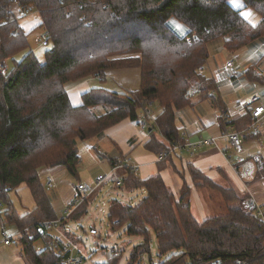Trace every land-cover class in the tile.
<instances>
[{"label": "trees", "instance_id": "trees-1", "mask_svg": "<svg viewBox=\"0 0 264 264\" xmlns=\"http://www.w3.org/2000/svg\"><path fill=\"white\" fill-rule=\"evenodd\" d=\"M13 1L0 0V63L13 60L15 64L10 73L0 71L2 221L19 228L18 239L29 264H70L69 252H60L63 242L53 239L42 249L34 245L37 238L48 237V228L41 222L58 218L38 169L61 166L78 176L79 141L96 138L126 119L139 121L142 115L152 133L145 146L154 153L167 152L160 159L166 163L174 146L184 141L175 124L177 112L193 105L196 92L202 101L215 87L203 72L208 44L222 38L229 51L239 52L264 37V0H242L243 9L234 7L231 0H16L22 9L40 14L45 44H51L43 60L30 50L20 61L15 56L28 49L29 33L20 25ZM245 9L260 19L250 22ZM173 17L186 25V34L170 26ZM135 53L140 56L125 58ZM124 66L141 69L138 89L89 88L81 94L80 104L72 103L67 83L91 76L104 81L109 70ZM255 68L250 66L245 75L256 79ZM148 104L161 109L153 120ZM252 122L248 109L241 118L222 120V127L239 132L245 150L246 143L262 136L261 129L249 128ZM254 154L263 155L259 150L244 158ZM105 157L112 168L121 165L127 172L122 184L146 192L137 204L113 199L109 206L114 228L127 224L128 235L142 238L130 264H136L140 251H149L151 232L158 241V264H236L237 260L264 264V221L248 211L247 195L231 184L221 185L188 163L195 185L219 190L229 206L227 214L200 222L191 209L192 188L187 182L177 199L162 175L140 178L123 165L126 155ZM21 184L30 188L36 201V207L24 215L18 214L9 196ZM64 221L60 220V226ZM120 255L96 264H119Z\"/></svg>", "mask_w": 264, "mask_h": 264}, {"label": "rangeland", "instance_id": "rangeland-1", "mask_svg": "<svg viewBox=\"0 0 264 264\" xmlns=\"http://www.w3.org/2000/svg\"><path fill=\"white\" fill-rule=\"evenodd\" d=\"M231 3L234 7L238 9H243L245 6L242 0H231ZM11 7L16 8V10L18 9L16 7L15 1L12 2ZM28 11H29L28 14L19 17V19L23 20L25 18H31L32 16L35 17L37 16V14L40 17V14L37 11L35 10L34 11L28 10ZM40 21H41V17H40ZM169 24L176 33L180 35L186 34L187 32L186 25L178 21L176 18L174 17L170 18ZM28 33H29V37H28L29 47L28 49L17 54L15 56V60L20 61L30 50L34 51L40 60H43L45 51L51 48L50 43L45 44V40H47L45 29L37 25L36 28H34L31 31H28ZM217 40H219L218 41L219 44L223 42L222 38ZM234 54L238 55L239 53L230 52L224 47H221L220 49L212 48L210 51L211 56L209 58L210 65L218 66L219 67L218 69L222 74L226 73V71H224L226 67V63L230 59L235 61V59H233L235 57ZM263 54H264V37L259 38V40H257L255 43L253 42L252 45L251 44L248 45L247 49L244 51V56L251 57V61H254V63L259 62L260 60L259 58ZM138 56H140V53L128 54L125 56V58L127 57L136 58ZM123 57L124 56H122L121 58ZM228 57L230 59H228ZM5 64H6L5 67L2 69V71L1 70L0 71L3 74L10 73L15 66L13 60H7ZM127 69H138L141 80V69L139 67L124 66V67H116L114 69L109 70L105 75L104 81H101L100 79L91 76L67 83L66 89L68 91H71L70 97L72 103L77 102L76 100L77 92L80 89L78 86L86 80H88L87 88L102 87L119 92L126 91L124 90L123 86L117 82L116 78H114L115 76H118L114 72L115 71L122 72V71H126ZM239 69H240L239 66L237 67L236 65L235 67L227 69L228 70L227 72L235 74L239 72ZM242 69L243 68H241V70ZM203 72L205 74L211 73L209 69H205L203 70ZM240 73H242V71H240ZM242 75H237V76L240 78V76ZM93 78H96L97 80ZM241 82L242 81H238V79H236L235 82H233L235 84L232 85V88L230 87V91H232V89H234V87L237 85L239 91H241V89L245 87V86H241L239 88V84ZM243 83L246 84L247 86L249 84V82L245 79ZM196 100H198V97L195 99V101ZM148 106L151 107L150 104H148ZM154 107L155 108L158 107L157 104L152 105V108ZM142 116H141V120L143 119L146 120V118ZM220 119L221 121L223 120L225 123L229 122V119L225 115V113L221 114ZM139 126L142 127L143 125L139 124ZM97 140L98 139L92 138L90 140L79 141V149H80V154L83 157V161L80 164L78 176L71 175L68 172V170L64 167H59L55 171H49L50 174H46L48 171L47 169L50 170L51 168H55V167H46V166L40 167L47 170L46 172L44 169L43 170H39L40 168L38 169V174L39 176L41 175L40 178L41 182L44 184L46 190L49 191V193L51 194V199L54 205L53 207H55L54 211L56 215H58L57 212H59L60 214L61 211H66L68 209V215L67 214L64 215L61 214V215L64 217H68L67 223H69V225L67 226V231H68V236L70 238L69 239L65 238L62 234H59V230L61 229L60 228L61 218L46 219V220H56L59 223L57 226L49 227L47 230L48 237L37 238L34 242V245L37 248L42 249L46 246L47 242L49 243L53 239L55 242H57V239H59L63 242V245H65V243L71 245L73 244L74 246L79 245L81 252H83L87 257H89L91 261L101 263L107 261V257H105L102 254L101 247L110 244H117L120 246V254H121L119 258V264H130L131 254L133 253L136 247L142 244V238L128 235L126 233L127 224L120 226L118 228H114L109 218V206L111 200L113 199H117L125 204H129V203L137 204L143 199V197H145L146 192L143 189H139V190L136 189L133 191L132 189H129L128 187H126L124 184L121 183L123 182V178L127 173L126 171H124L123 168H118L119 170L112 171L110 164H107V162L100 163V165L94 166V164L96 163V159L94 158V155H96L98 158H101L100 153L103 152V149L105 147H107L104 142ZM207 140H212V138H207ZM110 142H108V144H111ZM262 145L264 147V141ZM109 146L110 148L113 149L111 145ZM207 146H211V145H207ZM119 147L124 150L123 146L119 145ZM243 152L241 153V155L245 156L246 154L243 155ZM228 165H230L229 162ZM224 173L226 174L228 179L225 180V178L224 179L216 178V182L223 183L221 185L224 186H228L231 184L234 188L238 190V188L235 186L234 181L232 182L231 175L227 171H224ZM99 174L103 175L105 178H101V180H97ZM49 175L52 177L53 185H54V187L51 189L48 188L49 186L48 182H47L48 186L46 185V181H48V177H50ZM258 175H260V177L256 178ZM239 177L241 178L242 181H244V184L246 183L245 186H247V190L250 191V193L247 194L246 198L249 195H253L256 199L257 197L260 198L261 201L257 199L260 203H264V172L259 173L254 177L245 176L244 177L245 179L241 175H239ZM79 184H84L86 186H89V190H90L88 194H85L80 198L78 197ZM188 184L190 185L189 182ZM181 186L183 187V185L180 184L178 187H174V188L182 189ZM169 187L176 195V198L179 199L181 197V191L178 189L179 191L175 192L171 184ZM14 190H12L11 192H13ZM11 198L12 201L14 202L16 209L20 214L25 213L27 210H31L34 206L33 197L27 185L24 184L21 185L17 189V192L14 191L11 194ZM76 198L80 200L79 203H77L78 201H76ZM189 199H190V204L192 206V212L195 218L200 222L209 217L225 215L229 211L228 204L225 202V200L222 197V194L217 189H213L210 187L197 188V195H195L193 191V194L190 195ZM78 207L79 209H77ZM76 209H77L76 214H74ZM3 210L4 208L0 212L1 215L0 216V249L4 250V253L1 254L0 259L1 261H10V260L15 262L19 261L20 264L22 263L23 260L26 264H29V262L24 257L23 248L20 241L9 246L4 245L5 243L3 242L4 234L2 228V224H3L2 220L5 218V216ZM79 213H80V217L75 218V216ZM71 215H73L72 218L70 217ZM16 228L17 227L14 224L7 223L5 231L11 234L14 231V229L16 230ZM28 229L31 230V227ZM141 249H143V247H141ZM136 260H137L136 264L159 263L160 256L158 249V241L154 232H151L149 251H144V250L140 251L139 255L136 257Z\"/></svg>", "mask_w": 264, "mask_h": 264}, {"label": "crops", "instance_id": "crops-1", "mask_svg": "<svg viewBox=\"0 0 264 264\" xmlns=\"http://www.w3.org/2000/svg\"><path fill=\"white\" fill-rule=\"evenodd\" d=\"M243 14L252 23H256L260 19V16L257 13L253 12L251 9H246L243 12ZM19 23L22 26V28H24L28 32V31L33 30L34 28L37 27V25L40 24V17L37 14V16L35 17L32 16L31 18H25L23 20L19 19ZM257 40H255L254 43ZM218 41L219 40L212 41L208 44L209 58L211 56L210 51L212 48L220 49L221 47H224L225 49H227L225 45V39H223V42H221V44H219ZM250 44L252 45L253 42ZM247 47H244L239 52H233V53H239L238 55L234 54L235 57L233 58L235 59V63L233 67L237 65V67L239 66L240 68L239 72L235 74L227 72L228 71L227 69H229V68H226L228 67L227 63L224 69L226 73L222 74L219 71L218 66L210 65L209 58H208V61H207L208 63H206L207 66L205 65L204 70L209 69L211 73L210 74L204 73V74L208 76V78L214 81L215 87L209 90L208 99H204L202 101L200 100L195 101V99L197 98V94H198V92H196L193 95L194 96L193 105L187 106L177 112L175 124L177 128L181 131V134L184 139V141L182 142L186 146L183 149L181 148L175 149V151L171 153V157L170 159L166 161V163L164 162L162 163V161H160V158H159L160 154L154 153L153 151L148 150L145 146V143L152 136L151 128L148 127L147 121H146V126L140 127L139 121L133 122V121H130L129 119H126L122 121L121 123H119L118 125H115L109 128L104 133L100 134L98 137L95 138V139H98L97 141L104 142L107 147H105L103 149V152L100 153L101 158H98L96 155H94V158L96 159V163L94 164V166L100 165V163H105V162H107V164H110L108 158L105 156L115 157L119 159L120 156L124 154L126 155V158L124 159L123 165H127L132 170H135L136 174L140 178H147L154 174H160L163 176L168 186H170L171 184L173 188L178 187L180 184L183 185L184 182H187V183L189 182L192 188L191 194H193V191H194L195 195H197V188H200V187H197L195 185L192 179V176L190 175L189 170L187 168L188 163H191L193 166L199 168L204 173H206L210 178H212L213 180L215 179V181H216V178L218 179L225 178V180H227V176L224 173V171H227L231 175L232 182L234 181L235 186L238 188V190L242 192V194L244 195L249 194L250 191L247 190V186H245L246 183L244 184V181L241 180V178L239 177V174H237L234 171L231 165H228L226 154L224 152L226 148H228L229 150L228 152L232 155H237V154H239L240 156L242 155L241 153H237L236 151L232 150L230 146V142L226 136L227 130L225 131L223 129L222 121L220 119L221 114L223 113H225L229 121L241 118L247 113L248 109H250L251 107V105L248 103L249 97L253 95V93L255 92H261L264 95V54L261 55V57L259 58L260 59L259 62L254 63V61H251V57L244 56V51L247 49ZM228 59L230 58L228 57ZM250 66H256L254 70V74L257 76L256 79H252L245 75V71L248 68H250ZM241 68L243 69L241 70ZM240 71H242V73H240ZM114 73L118 75V76H115L114 78H116L117 82L123 86L124 90L130 91V90L138 89L139 84H140V74H139L138 69H127L126 71H122V72L115 71ZM237 75H242V76H240L239 78ZM93 79L97 80L96 78H93ZM236 79H238V81H242L239 84V88L241 86H245V87H243L241 91H239L238 85H237L234 87V89H232V91H230V87L232 88V85L235 84L233 82H235ZM244 79L249 82L248 86L243 83ZM87 81L88 80L82 82L78 86L80 89L77 92V97H76L77 102H73V104L78 105L81 103L80 96L83 93V91L86 90L87 88V84H88ZM68 93L70 95L71 91H68ZM160 112H161V109L159 107L152 108L151 106V109H149L148 111V113L150 114L149 118L151 120L155 119L159 115ZM227 129H231V127H227ZM261 132H262V136L259 141L253 140L245 144V148H244L245 150H243L244 152L242 151L243 155L252 154L253 152L255 151L257 152L260 150V152H262L263 157H264V147L262 145L264 141V121H263V126L261 128ZM158 137H159V133H158ZM159 138H161V136ZM207 138L214 139L215 143L211 146L197 145V143L200 140H204ZM108 142H110L111 144H108ZM109 145H111L113 149L110 148ZM119 145L123 146L124 150L120 148ZM79 152H80V149H79ZM80 157H81V160L83 161V157L81 156V154H80ZM120 166L121 165H117L115 168L111 167V170L117 171L119 170L118 168H123L122 166L121 167ZM59 167L61 166L51 168L50 170L47 169L48 171L45 170L44 168H40L39 170L44 169L45 172L47 171L46 174H50L49 171H55ZM40 178H41V175H40ZM47 182L48 181H46V185H47ZM219 184H223V183H219ZM53 187L54 185H53V180H52V186H48V188L51 189ZM17 189L14 191L17 192ZM178 189L179 188H174L173 190H175V192H178L179 190H181V188L179 190ZM132 190L134 191L136 189H132ZM13 192L9 194L11 201H12L11 194ZM47 193L51 200L52 206H54L52 199H51V194L49 193V191H47ZM31 195H32V192H31ZM33 200H34V206L31 210H33L36 207V201L34 197H33ZM12 203L14 205L13 201ZM79 207L77 209H79ZM54 208L55 207H53V209ZM77 209L75 210L74 214H76ZM191 209H192V206H191ZM31 210H27L23 214H20L18 210L17 212L19 215H24ZM61 212L60 214L59 212H57L58 214L57 216L58 218L64 219L65 221H64V224L60 227L61 229L59 230V234H62L65 238L69 239L70 237L68 236V231H67V226L69 225V223H67L68 217H64L61 215V214L64 215L65 211H61ZM70 217L72 218L73 215H71ZM78 217H80V213L75 216V218H78ZM5 230H6V226H5ZM19 233L20 231H19V228L17 227L16 230L14 229V231L11 234L8 233V235L17 237ZM17 240L19 242L18 238ZM9 245H12V244H9ZM9 245H6V246H9ZM76 248H77L76 253L82 254L86 257V260L81 264H96L97 263L95 261H91L89 257H87L83 252H81L79 245H77ZM3 253H4V250L0 249V257H1V254ZM0 264H20V262L19 261L15 262L12 260L1 261L0 259ZM21 264H26V263L22 260Z\"/></svg>", "mask_w": 264, "mask_h": 264}, {"label": "built area", "instance_id": "built-area-1", "mask_svg": "<svg viewBox=\"0 0 264 264\" xmlns=\"http://www.w3.org/2000/svg\"><path fill=\"white\" fill-rule=\"evenodd\" d=\"M15 4L16 7L18 8L16 10V8H12L15 15L17 17H21V16H25L26 14L29 13L28 10L22 9L20 7V3L16 0ZM189 42L191 41V39L188 40ZM235 61L234 60H230L229 62H227V66L228 68H232L234 66ZM5 62H2L0 64V70L2 71V69L5 67ZM248 103L251 105L250 109H251V114L253 117V122L250 125V129L253 132H258L262 126H263V121H264V95L261 92H255L253 93V95H251L248 99ZM140 124H142L143 126H146V120H139ZM226 136L230 142V146L237 152V153H242L243 151V140L242 137L240 135L239 132L237 131H232L231 129H228L226 132ZM215 142L214 140H201V142L199 141L197 143V145H213ZM186 145H184L183 143H179L176 144L174 146L175 149H183ZM228 148H226V150H224L225 154H226V158L227 161L229 162V164L232 166V168L234 169V171L241 175L242 177H254L259 173H263L264 172V157L261 154H254L252 155L250 158L245 159L244 156H240L239 154L237 155H232L228 152ZM167 155V152H163L160 154L159 158L163 159L164 156ZM101 178H104L103 175H99L97 177V180H101ZM48 184L49 186H52V178L48 177ZM79 190H78V197H82L85 194L89 193V186H86L84 184H79L78 186ZM76 201H78L77 203L80 202V200H78V198H76ZM244 204L246 206V208L248 209V211L254 212L256 213L258 216H260L262 218V220L264 221V203H260L253 195H249L245 200H244ZM4 208L2 202L0 201V212L2 211V209ZM65 214L68 215V209L65 211ZM58 221L56 220H45L43 222H41V225L43 227L49 228L52 226H57L58 225ZM115 224H119V220L115 221ZM3 225V234H4V243L6 245L9 244H15L18 242L17 237L14 236H9L8 233L5 231V225L4 223ZM19 235V234H18ZM73 245V244H72ZM71 244H66L63 245L62 249L60 250L61 253L63 254H67V252H69V259L67 260L68 263L70 264H81L86 260V257L82 254H78L76 253L77 248L76 246H72ZM101 251L103 252V254L107 257L108 260L113 259L114 257H117L120 255V247L117 244H110V245H105L103 247H101ZM236 264H248V262H246L245 260H237Z\"/></svg>", "mask_w": 264, "mask_h": 264}]
</instances>
